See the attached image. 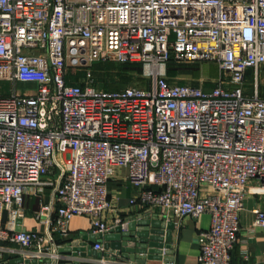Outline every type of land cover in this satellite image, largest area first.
Instances as JSON below:
<instances>
[{
	"label": "built area",
	"instance_id": "1",
	"mask_svg": "<svg viewBox=\"0 0 264 264\" xmlns=\"http://www.w3.org/2000/svg\"><path fill=\"white\" fill-rule=\"evenodd\" d=\"M170 59L214 62L219 75L209 89L180 83L166 72ZM97 60L140 63L153 76L148 87L107 90L94 82ZM262 65L264 0H0V81L9 83L0 94V241L29 258L121 264L103 239L127 225L104 215L121 166L138 189L130 203L158 206L174 225L209 214L198 264H230L248 181L264 190ZM18 81L36 87L19 91ZM44 186L55 205L36 217L49 227L17 229L24 192ZM75 215L101 238L96 253L56 252L52 231L68 235ZM148 260L140 264L159 261Z\"/></svg>",
	"mask_w": 264,
	"mask_h": 264
},
{
	"label": "crops",
	"instance_id": "2",
	"mask_svg": "<svg viewBox=\"0 0 264 264\" xmlns=\"http://www.w3.org/2000/svg\"><path fill=\"white\" fill-rule=\"evenodd\" d=\"M260 69H264V65ZM250 73L251 70H247V74ZM179 82L186 81L179 80ZM191 83L198 84V82ZM7 84V93H9V83L7 82ZM260 94L264 97V86ZM127 172L126 167L117 166L112 168L107 181V198L111 204V208L104 214L107 222L112 223L115 217L133 218L135 220L148 217L150 221L169 222L164 210L158 206H142L138 201L130 203V198L138 192V189L130 184ZM247 185L248 190L243 200V208L239 213L238 239L230 250V264H264V224L262 226L254 224L256 210L264 211V190L260 188V182L257 179H250ZM48 203L55 205V195L51 186H44L41 191L38 190L34 193L31 188H28L23 194V215L17 219V229L47 230L49 225L43 218H37L36 213L39 212L41 206ZM50 216L52 219L54 218V210ZM7 219L8 215L5 212L4 221ZM209 219V214L204 213L198 218L182 217L175 225L173 224L167 257L169 260H159L153 264H198L199 244L197 234L201 229L208 227ZM140 226V224H136L135 231L139 230ZM89 231L90 220L87 216H73L69 221L68 235L62 236L57 230L52 231L57 244L56 252H65L69 242L81 240L84 235L95 236ZM99 239L101 238L95 236V240ZM2 244L9 248L0 250L1 264L14 260L19 256L30 257L16 243L0 241V245ZM94 257L96 256L90 255L87 258L93 259ZM117 258L121 264H138V262L129 258H123L122 256H117ZM151 261L148 260L147 262Z\"/></svg>",
	"mask_w": 264,
	"mask_h": 264
},
{
	"label": "water",
	"instance_id": "3",
	"mask_svg": "<svg viewBox=\"0 0 264 264\" xmlns=\"http://www.w3.org/2000/svg\"><path fill=\"white\" fill-rule=\"evenodd\" d=\"M140 224V229L135 231V225ZM172 221L155 222L150 221L148 217L138 220L128 219L126 227L120 225L115 226L103 236L105 247L114 253L113 258L122 256L139 263L145 262L146 259L160 260V248L162 246L170 247ZM95 236L84 235L81 240L69 242L65 252L71 253L73 256L80 254L96 253L92 250V242ZM148 252V255L146 254ZM97 255H100L98 252ZM79 264L73 259H61L53 262L51 259L44 260L38 258H25L19 256L14 260L5 262L4 264Z\"/></svg>",
	"mask_w": 264,
	"mask_h": 264
},
{
	"label": "rangeland",
	"instance_id": "4",
	"mask_svg": "<svg viewBox=\"0 0 264 264\" xmlns=\"http://www.w3.org/2000/svg\"><path fill=\"white\" fill-rule=\"evenodd\" d=\"M110 64V65H109ZM96 74L94 82L96 86L103 87L107 90H116L126 86H141L148 87L152 78L150 70L142 64L138 68H131L123 66L122 63L116 61L97 60L94 62ZM169 70V71H168ZM167 74H171L173 80H183L186 82H200L203 81L206 89L213 86V81L218 77L219 72L217 65L214 62H201V63H176L166 65ZM98 73V74H97ZM109 85L104 86L103 76ZM84 74L83 71H76L75 76ZM100 74V75H99ZM260 90L264 86V69H260ZM2 84L3 82L0 81ZM3 85V84H2ZM8 85V84H7ZM34 83L20 82L16 83V89L19 91H27L34 89Z\"/></svg>",
	"mask_w": 264,
	"mask_h": 264
},
{
	"label": "trees",
	"instance_id": "5",
	"mask_svg": "<svg viewBox=\"0 0 264 264\" xmlns=\"http://www.w3.org/2000/svg\"><path fill=\"white\" fill-rule=\"evenodd\" d=\"M174 63V60L170 59V61L167 63L168 65H172ZM123 66H126V67H131V68H138L140 67V63H136V62H125V63H122ZM110 65V64H109ZM95 68H98V67H95V66H92V71H93V74H96V70ZM169 71V70H168ZM98 74V73H97ZM100 75V74H99ZM103 76V80L104 81V86H107L109 85L108 82L105 81V75L104 73L101 74ZM169 76L171 75L170 73L168 74ZM94 76V75H93ZM3 82L2 84L0 83V94H7V91H8V85H7V82H4V81H1ZM180 83H183V82H180ZM102 87V86H101ZM121 89V88H119Z\"/></svg>",
	"mask_w": 264,
	"mask_h": 264
}]
</instances>
